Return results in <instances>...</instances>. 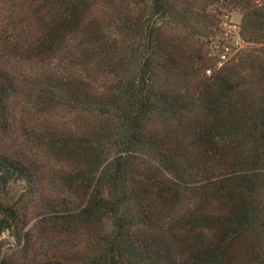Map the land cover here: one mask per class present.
<instances>
[{"label":"trees","instance_id":"obj_1","mask_svg":"<svg viewBox=\"0 0 264 264\" xmlns=\"http://www.w3.org/2000/svg\"><path fill=\"white\" fill-rule=\"evenodd\" d=\"M211 6L239 9L253 44L220 68ZM13 62L42 68L34 108L72 117L35 139L65 168L75 204L46 224L69 244H23L29 222L3 198L39 188ZM6 231L0 264H264V0H0Z\"/></svg>","mask_w":264,"mask_h":264},{"label":"rangeland","instance_id":"obj_2","mask_svg":"<svg viewBox=\"0 0 264 264\" xmlns=\"http://www.w3.org/2000/svg\"><path fill=\"white\" fill-rule=\"evenodd\" d=\"M219 9L222 11L219 17L230 13L233 19L241 20L242 12L239 9L229 11L224 6L210 7L211 12H216ZM250 46L253 44L250 43L248 47ZM52 69L63 72L62 67H58L57 61L52 64ZM41 70V67H34L21 62H13L8 70L19 84L15 100L19 102L16 108L17 129L19 141L22 144L17 150L24 155L25 159L30 160L32 165L37 167L39 186L37 195L30 197L26 190V182L20 181L12 183L4 193L3 198L16 205L29 222L25 229L28 233L23 244H69L65 238L54 233L46 224V218L52 217L50 216L52 215L51 212L61 211L64 204H75V200L67 193L61 183V176L65 173V168L46 151L39 148L35 139L38 134L47 132L54 125L68 128L69 126L72 127L73 123L72 117L68 114H64V116L45 115L33 107L34 83ZM11 144L10 142L9 147ZM14 152L16 151L14 150ZM73 242L70 244H86V239ZM13 244H16V240L9 231L0 235V247L4 252L12 250Z\"/></svg>","mask_w":264,"mask_h":264},{"label":"built area","instance_id":"obj_3","mask_svg":"<svg viewBox=\"0 0 264 264\" xmlns=\"http://www.w3.org/2000/svg\"><path fill=\"white\" fill-rule=\"evenodd\" d=\"M219 28L211 41L212 55L217 58L218 68L235 59L250 45L242 35L241 20L233 19L230 13L220 16ZM211 72V69L207 70L208 74Z\"/></svg>","mask_w":264,"mask_h":264}]
</instances>
